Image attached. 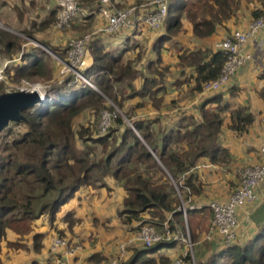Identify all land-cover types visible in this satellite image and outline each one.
<instances>
[{"label":"trees","instance_id":"trees-1","mask_svg":"<svg viewBox=\"0 0 264 264\" xmlns=\"http://www.w3.org/2000/svg\"><path fill=\"white\" fill-rule=\"evenodd\" d=\"M243 1L250 0H170L162 26L152 31L149 56L144 60L139 54L133 60H138L134 66L132 61L125 63L124 58L128 51L138 48L130 43L144 36L143 19L132 28L105 34L95 30L100 0H80V12L85 9L86 14L66 27L72 22L74 28L85 21L86 28L93 26L92 34H85L89 37L85 48L92 62L81 70L92 86L68 73L48 85L44 102L22 110L25 121L11 123L0 133V264L4 242L9 251L41 250L46 232L39 229L44 228V221L48 228L56 230L57 237L66 238L73 233L74 212L62 211L63 207L78 197L80 190H110L107 176L122 190L116 214L127 232L133 234L135 228L146 223L162 229L166 221L174 234L177 224L183 226L186 217L193 235L201 221L199 234L205 237L213 221L208 204L222 199L210 200L202 190L200 166L207 162L213 170H230L234 157L227 140L246 134L256 115L248 104H235L238 87L229 86L230 81L220 89L206 92L201 102L183 104L184 91L185 97L193 99L205 92L207 83L217 79L225 54L220 48L222 40L215 48L188 46L179 40V33L186 20L194 37L213 36L218 26L234 17ZM113 6L123 9L125 5L115 2ZM147 11L137 10V15L143 16ZM251 14L252 19L264 17V9L254 7ZM55 15L51 9L44 21L29 20L21 31L66 59L69 46L65 44L69 38L58 45L37 35L51 29ZM16 16L18 21L25 19L19 11ZM101 22L104 24L105 20ZM0 52L8 60L0 93L10 87L9 83L52 79L59 71V62L47 51L5 29H0ZM164 53L175 58L174 66L164 61ZM259 78L264 81V71ZM256 94L264 103V86ZM134 99L139 102L128 113L124 107ZM117 107L126 111L124 115L133 127L125 123ZM84 111L96 117L95 122L75 128V118ZM103 111L110 112L111 119L101 133L98 122ZM113 124L117 125L114 129ZM109 131L119 134L112 136ZM228 131L233 138L227 136ZM225 184L230 196L238 185V176L227 178ZM182 203L186 216L180 209ZM190 204L194 206L190 208ZM211 217V222L206 219ZM257 223L258 229L244 242L236 236L227 244L215 231L212 239L217 237L222 246L205 264H264V214ZM91 230L97 231L96 226L92 225ZM178 242L172 238L150 247L140 244L127 260L117 264H164L168 255L159 254L160 250ZM106 244L89 253L86 261H107ZM185 259L191 261V256L186 254Z\"/></svg>","mask_w":264,"mask_h":264},{"label":"rangeland","instance_id":"rangeland-1","mask_svg":"<svg viewBox=\"0 0 264 264\" xmlns=\"http://www.w3.org/2000/svg\"><path fill=\"white\" fill-rule=\"evenodd\" d=\"M53 1L55 3V0H0V29H10L9 32H11L12 34L17 35L19 38L25 40L26 37L23 35V33L21 31V29L23 28L22 26L26 23V21L29 22V20L38 19L40 17V15L43 16L50 9H52V10L55 9V11H57L56 4H54ZM78 2L81 5L80 0H78ZM112 2H113V4L115 3L114 1H112ZM141 2H143V1H141ZM145 2L148 3L147 0ZM253 2H256L258 5L260 4L264 8V0H254ZM16 3H18V4H16ZM80 5H79V7H80ZM134 5L133 4L132 5H126V6L121 7V8H129V7H132ZM18 11L21 12V15L25 18L21 25L19 23L14 24V22L13 23L10 22V21H12V18H14L15 14L18 13ZM84 14H86V13H84ZM82 15H83L82 12L79 11L72 18L71 21L73 22L75 18H77L78 16H82ZM101 20H103V19H101ZM72 22H71L70 27H65L66 29L67 28L73 29L72 31H74V33H75V34L71 33L72 34L71 37L66 42L65 45H68V46H69V43L72 41V39H74L76 37H80V36L85 35V34L91 35L93 30H94V29H92L93 26H91L90 28H86L88 25V23H86V21L77 23L76 25H78V26H75L74 28L72 27ZM102 26H104V24H100V22H97L96 27L100 28ZM180 29H182V28H180ZM185 33H186V25L183 24L182 32L179 33V40L180 41L184 40V39H182V36ZM40 34H44L45 38H48L50 40V42H53V43L58 42V40L60 38V36L56 33V31H48L46 34L44 32H38V35H40ZM151 37H152V33L147 34L146 36H143L140 39H134V41H132V43H130V44H136L138 46V48L128 51L125 55L124 62L126 63L127 60L130 62L132 61L133 64L135 63L134 64V66H135L138 63V60H137V62L133 61V60H135L139 56V54H141V57L145 60L147 58V56H149V54H150L149 48H150L151 40H152ZM222 39H223V37H220L219 41H221ZM30 42L32 44H35V45H37V43H38L37 41H34L32 39H30ZM142 49L145 52H143ZM49 54L51 55L52 59H55L59 62L60 66L58 65V69L60 72L58 71L57 75L52 79L40 78V79H37L35 81H28L29 83H31V84H37L38 83L41 85H48L49 84L50 85L53 82H57V80L63 79L64 77H66V75L68 73L72 72L71 70L64 69V65L61 61V59H63V58L59 57L53 51H51V53H49ZM87 55H88V53L85 55L84 59H86V61H87L86 64L88 66L92 62V59L90 60L89 58H87ZM130 55H131V57H130ZM5 60H6V57L4 55H2L0 52V63L3 64L5 62ZM64 60H67V58ZM56 77H58L59 79H55ZM23 80H25V79H23ZM25 81H27V80H25ZM3 82H5V81H3ZM8 85H10V87H8L5 91L19 90V88L22 86V80L18 84L9 83ZM117 88H121V87H117ZM121 90L124 91V87ZM40 91H41V89H39V92ZM127 102L128 103L125 105L124 109L129 113L133 107L132 105L137 104V102H139V101H137V99H134L132 101L128 100ZM117 110L121 114L125 123H127V117L124 115V112H126V111H123L119 108ZM95 119H96V117L92 118L88 114V111H84L78 117L75 118L74 127L76 128V127L81 126V125L86 126V125H88V123L95 122ZM116 127H117V125L113 124V129ZM97 128H98V126H97ZM109 133H111L112 136H117L119 134L118 132H114V131H109ZM105 181H106V184L108 186L112 187L113 180L110 176H107L105 178ZM121 192H122V190H117L115 188V189H111V190L100 189V190H97L94 192H86L85 194H79L78 197H76L74 200L68 202L62 209V211L72 210L74 212L73 220H74L75 224H74V232L73 233H68L66 235V238L59 237V236L57 237L56 230H54L53 228H50V227L48 228V223L46 221H44L42 224V226L45 225L44 229H39V230H43L41 232H46V235L43 236L44 240L42 241L44 243V247L40 248L41 250H39V251H32L30 253H25L24 251H19V250L9 251V248L6 247V243L4 242L3 243V251L1 254V258L3 261L2 263L3 264H31V262L33 260H35V264L51 263L53 258L56 256L53 253L60 249V247L52 249V242L51 241L56 237L60 238L62 241L64 240L63 241L65 243L64 246L67 248L78 247L77 252L85 250L86 248L87 249H89V248L90 249L91 248H100L108 242L112 244L114 241H116L115 245H116L117 249H115L113 245L111 247H109L108 250L110 252H113V253L108 254L107 255L108 260L105 261L104 263H101V264H108L109 261L111 263V261L114 259L117 260V263L127 260L128 257L122 259L123 257L121 255H123L126 252V250H128V249L133 250L134 248L138 247V246H135V245H137V243H134V242L138 241L137 237H135V235H136V232H137L139 226H138V228H135L136 230L132 234V233H130L131 231L127 232V229L120 226L121 222H119V224L117 223V221H116L117 220L116 209H117V207L120 206L118 199L121 195ZM83 195H86V196L84 197ZM62 214H64V212ZM206 219L210 220V222H211L212 217L209 219L208 218H206ZM184 221L185 222H184L183 226H182V224H181V226H180V224H177V226L179 228H178V231L174 233L175 236L179 240L178 244H179V247H181V249H177L174 252L172 251L173 255L177 254V252H179L181 250L182 255L189 254L191 256V259L193 260L192 262H194L195 264H205L207 262V260L211 257V255L213 253H215V251L217 250L216 243H214L212 238L207 239L206 234H205V237H201L202 235L199 234L201 232L200 225H199V224H202L201 221L197 222L198 232L195 230L194 235L191 232V230L189 231L188 220H186V217H185ZM39 222H41V218H40ZM65 223L66 222H63L62 225L66 226ZM193 224H194V221L191 222V225H193ZM92 225L96 226L97 231L90 230V228H92ZM182 227H185L186 233L184 232ZM156 229L158 231L164 230V228L160 229L157 226H156ZM166 231H169L173 234L172 230H170L169 228H167V230H165V232ZM180 231L182 232L181 235H180ZM131 234H132V236H131ZM189 235H190V237H189ZM10 238H11V235H10ZM245 240H247V238H245ZM245 240H243V242ZM189 241L191 243H189ZM27 243H28L29 248L31 250H33L31 241H29ZM139 244H140V242L138 243V245ZM121 245L123 246L124 251L121 249ZM61 248H63V247H61ZM115 250L118 251V254L114 253ZM166 255H168V254H166ZM170 263H171V260L168 259V262L165 261L164 264H170Z\"/></svg>","mask_w":264,"mask_h":264},{"label":"built area","instance_id":"built-area-1","mask_svg":"<svg viewBox=\"0 0 264 264\" xmlns=\"http://www.w3.org/2000/svg\"><path fill=\"white\" fill-rule=\"evenodd\" d=\"M148 3L149 11L145 15L139 16V14L137 15V8L135 6L120 9L113 6L112 0H100L98 12L105 22L104 26L97 28V30L112 34L121 28L128 29L136 26L141 19H143L147 28L151 30L159 29L166 18L170 0H150ZM55 4L57 9L55 25L57 28L68 26L72 18L81 10L78 0H55ZM88 38V35H83L72 39L69 43L67 60L61 59V61L64 69L71 70V73L77 78L92 86L81 74V70L87 66L84 57L87 54L85 44ZM251 40H256L259 50L262 51V62L264 63V17L251 19L247 28L232 30L223 37L220 48L225 54V60L217 79L204 86L205 92L214 91L225 86L237 71L252 59V52L248 47ZM7 63V59L3 64L0 63V81L4 80V68ZM48 85L31 84L28 81L22 80V86L19 90H38L35 87H39V89L44 91V102ZM110 119L111 113L103 111L99 121L100 132L106 130L110 124ZM237 176L238 185L228 198L213 200L208 204L213 212V221L212 228L206 234L207 239H211L215 231L221 234L223 241L227 244L231 243L237 236L236 230L239 224L238 216L240 210L258 199L260 195L258 189L264 182V140L258 146L256 160L239 167ZM193 206V204L189 205L190 208ZM182 210L184 216H186L184 203ZM163 228L164 230L158 231L155 226L146 223L139 226L135 237L145 247H150L160 241H168L172 238L178 239L171 232H165L169 228L166 221ZM63 241L60 238H54L51 241L52 249L64 247L66 255H72L77 252L78 247L67 248L64 246L65 243ZM189 243L191 242L189 241ZM121 249L124 251L122 245ZM185 257L186 254L176 257L172 261V264H195L192 262V259L191 261H187ZM116 263L117 260L114 259L109 264Z\"/></svg>","mask_w":264,"mask_h":264},{"label":"crops","instance_id":"crops-1","mask_svg":"<svg viewBox=\"0 0 264 264\" xmlns=\"http://www.w3.org/2000/svg\"><path fill=\"white\" fill-rule=\"evenodd\" d=\"M145 1L146 0H115L116 3H120L125 6L135 4L134 6L137 8V10L144 9V10L149 11V6H148L149 3H146ZM147 1L149 2L150 0H147ZM254 3L256 4V6ZM254 7H258L259 9H262V6L260 4L258 5L256 2H251L250 0L249 2L246 3L245 1H243L242 5L240 6V9L236 11V14L234 15V17H232L226 22H223L224 25L222 27L218 26L217 27L218 30L216 34L210 37H204V38L194 37L193 33L191 32V28H190L191 24L190 23L188 24L186 20H183V24L188 26V31L182 36V39H184L182 40V42L188 46H196V47H202V48L204 47L215 48L219 43L220 37H225L232 30H235V29L243 30L248 27V24L250 20L252 19L251 11ZM50 10L43 16L40 15V17L37 20L44 21L48 17V13L50 12ZM84 13H86L85 9L82 11V14ZM101 19L102 18L98 12V14L95 15V20L97 22H100V24H103L101 22ZM10 22L11 23L14 22V24L19 23L20 25L23 23L22 21H18L16 14L14 18H12V21ZM26 23L28 25L27 21ZM26 23L22 27H25ZM97 28L95 30H97ZM144 28L145 29L142 33V35L144 36L152 33L153 31L147 28L146 26ZM5 30L10 31V29H5ZM48 31H56V33L60 36L58 42L54 43L58 45L60 44V42L61 44H63L66 41V39L70 38L71 35L74 33V31L70 29L64 30L63 28H57L55 23L51 25V29H48L42 32L46 34ZM104 33L110 34L106 32ZM23 35L26 37V40L30 42V39L32 38L25 35L24 33ZM37 35H38V32H37ZM38 36L41 38H45L44 34H40ZM32 40L36 41L35 39H32ZM248 47L250 51L252 52V59L248 61L244 66H242V68H240L237 71V73L230 79L229 86H236L239 88V89L237 88L236 90L237 96L234 99L236 101L235 104H239V105L248 104L251 110L255 113L256 119H255V123L252 125V127H250L249 131L246 134L240 136L239 138L238 137L233 138L231 137L232 136L231 133H229V131L227 132V136L233 138V141H231L230 138L229 139L227 138L228 145L230 146V151L232 152V155L234 157V161L229 166L231 168L230 170H224V168L222 167H217L216 170H213V168L210 167L207 162L204 164H201L200 169H199V175H200V178L204 180V185H202V190L205 189V194H207L210 200H213L216 198L223 200L228 197L229 195L228 186L227 184H225L226 179L227 178L235 179L237 176V170L239 167L256 160L257 153H258V146L264 140V103L258 98V95L256 94L257 89L260 86H264L263 79L260 80L259 78V74L262 71H264V63L262 62V51L259 50L256 40H251V42L248 44ZM47 48L50 49L49 47ZM165 53L162 54L164 57V61L165 62L169 61L171 62L172 66H174L175 58L174 57L171 58ZM87 58L91 60L89 55H87ZM175 93L176 92H172V94H175ZM207 94L208 93L204 92L202 93V95H195L193 99H189L185 97V91H184L181 94V96L182 98L184 97L183 100H185L183 101V104L184 105L187 104L191 106L198 102H201V100H203V98L206 97ZM183 108L184 106L181 107V110H183ZM109 187H110V190L115 189V188L117 190H121L120 188L115 186L114 182L112 184V187L111 186ZM102 189L106 190V188H102ZM86 192H94V191L83 189V190H80L78 194H85ZM258 193L260 194L258 199H256L252 204L240 210V214L238 216L239 224L236 230L237 238H239L240 240H245V238H248L249 236H251V234L258 229V225H257L258 218H261L264 214V182L259 187ZM122 194L123 193L121 192V195L118 199L119 204L121 201ZM83 196L85 197L86 195H83ZM208 201L203 202V203H207ZM116 221L119 224L118 219ZM181 234L182 232L180 231V235ZM10 235L11 234H9V237ZM215 238L216 240L213 239V241L214 243H216V248L218 249L222 245L220 241H217V237ZM115 243L116 241H114L112 244L109 242L108 244H106V247L104 248L106 256L110 253H113L108 250V248L111 247L112 245L114 246L115 249H117ZM134 243H137V245L135 246H140L141 244L140 243L138 245L139 243L138 241ZM178 243L169 249L160 250L159 254H164V255L168 254V259H170L172 263V261L176 257L182 255L181 250L177 252V254L173 255V252L175 250L181 249ZM64 249H65L64 247L63 248L60 247V249L57 250L56 252L54 253L52 252L56 256L53 258L51 263H48V264H94L90 261H86V257L88 256L89 253H91L97 248H91V249L86 248L85 250H82L80 252H75L72 255H66ZM114 253L118 254V251L115 250ZM131 253H132V250H126V252L122 255V257L127 258L130 256Z\"/></svg>","mask_w":264,"mask_h":264},{"label":"water","instance_id":"water-1","mask_svg":"<svg viewBox=\"0 0 264 264\" xmlns=\"http://www.w3.org/2000/svg\"><path fill=\"white\" fill-rule=\"evenodd\" d=\"M37 43V42H36ZM42 49L51 53V50L48 49L43 44L37 43ZM42 91V90H41ZM43 96L40 95L39 90L33 89L30 91L27 90H12V91H3L0 93V133L11 123H18L25 121V117L22 114V110L34 108L36 105L43 102ZM125 117V116H124ZM127 124L131 127L133 125L127 119ZM183 203L180 205L182 210Z\"/></svg>","mask_w":264,"mask_h":264},{"label":"bare ground","instance_id":"bare-ground-1","mask_svg":"<svg viewBox=\"0 0 264 264\" xmlns=\"http://www.w3.org/2000/svg\"><path fill=\"white\" fill-rule=\"evenodd\" d=\"M35 88H38V90H39V87H35ZM40 95L43 96V92L42 91H40Z\"/></svg>","mask_w":264,"mask_h":264}]
</instances>
